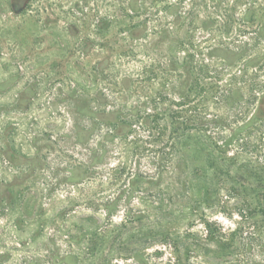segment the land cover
Here are the masks:
<instances>
[{
	"label": "rangeland",
	"instance_id": "rangeland-1",
	"mask_svg": "<svg viewBox=\"0 0 264 264\" xmlns=\"http://www.w3.org/2000/svg\"><path fill=\"white\" fill-rule=\"evenodd\" d=\"M24 1L0 0V264H264V201L254 200L258 184L252 178L220 185L216 199L186 192V183L157 177L163 164L154 169L151 153L126 158L119 140L106 142L105 123L94 128L86 116L88 108L111 110L116 103L97 102L106 92L98 75L103 55L84 50L83 33L107 40L113 54L136 46L138 55L139 44L153 48L151 38L130 40L121 29L130 3L112 7L117 21L96 35L68 21L67 8L76 2L42 0L37 18L21 14ZM138 1L144 9L137 21L169 23L170 16L161 15L165 0ZM235 3L240 17L248 4ZM134 65L124 63L123 71L133 74ZM238 124L232 120L229 129ZM263 140L255 134L226 156L264 171ZM123 163L126 172H118ZM138 169L148 178L132 191L131 174ZM156 180L162 182L147 183ZM116 199L109 213L103 203Z\"/></svg>",
	"mask_w": 264,
	"mask_h": 264
},
{
	"label": "trees",
	"instance_id": "trees-1",
	"mask_svg": "<svg viewBox=\"0 0 264 264\" xmlns=\"http://www.w3.org/2000/svg\"><path fill=\"white\" fill-rule=\"evenodd\" d=\"M93 1L66 0L67 4L76 2L67 8L66 15L72 25L82 24L85 30L90 27L89 31L101 35L117 21L112 7L124 0ZM42 2L24 1L21 14L33 13L38 18ZM186 2L190 8H185ZM235 2L165 0L161 15L170 16L169 23L161 19L149 26L136 18L144 5L138 0H126V5H131V14H125L128 24H123L121 29L128 31L130 40L151 38L153 48L149 50L139 44L138 55L134 51L136 46L113 54L111 47L114 46L107 40L97 42L83 33L84 50L99 49L103 55L98 63V75L106 85V92H99L97 102L109 105L113 99L116 103H110L111 110L94 112L88 108L86 116L94 128L105 123L109 129L104 134L106 142L119 140L126 150V158H149L144 152L151 153L149 164L156 170V162L161 161L159 179L167 178L175 185L186 183V192L201 191L206 199H216L221 196L220 185L249 177L258 184L254 200L261 202L264 201L262 168L245 167L226 156V152L242 140L252 143L255 134L264 136V0L258 2V11L262 14L253 8L258 6L256 0H245L247 9L240 17L235 14ZM106 3H109L108 10H105ZM50 6L49 17L53 14ZM197 31L206 35L195 36L193 32ZM128 62L136 63L133 74L123 71L124 63ZM92 79L97 80V76L94 74ZM92 85L97 86L98 82L93 81ZM232 120H240V124L231 131ZM223 129L230 133L224 134ZM199 159L202 163L196 165ZM168 164L171 171L166 177ZM126 166L123 163L118 172H126ZM233 168L235 172H231ZM145 175L139 169L131 174L132 191H138L145 184L148 178ZM161 182L147 181L154 186ZM110 203H103L109 213L117 199Z\"/></svg>",
	"mask_w": 264,
	"mask_h": 264
}]
</instances>
